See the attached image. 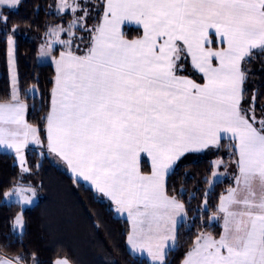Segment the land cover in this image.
Wrapping results in <instances>:
<instances>
[{
  "label": "snow or ice",
  "instance_id": "6c2138e0",
  "mask_svg": "<svg viewBox=\"0 0 264 264\" xmlns=\"http://www.w3.org/2000/svg\"><path fill=\"white\" fill-rule=\"evenodd\" d=\"M19 2L0 0V9ZM98 7L99 19L88 27V0L83 6L59 0L57 14L71 20L46 32L40 56L59 52L43 117L47 151L66 163L75 183L89 182L117 213L127 214L133 250L165 264L166 241L175 240L184 210L167 192L169 169L185 153L230 138L234 184L211 217L222 231L198 233L182 264H264V109L257 117L255 95L244 106L242 67L253 50L264 54V0H101ZM6 20L0 11V21ZM131 24L140 33L134 39L123 31ZM26 111L18 90L0 103V146L15 151L23 172L29 171L24 149L45 145ZM35 195L21 184L8 197L23 211ZM17 226L22 234L21 215L14 232ZM0 264L26 262L21 255L0 257ZM32 264L39 261L33 257Z\"/></svg>",
  "mask_w": 264,
  "mask_h": 264
},
{
  "label": "trees",
  "instance_id": "16d2710c",
  "mask_svg": "<svg viewBox=\"0 0 264 264\" xmlns=\"http://www.w3.org/2000/svg\"><path fill=\"white\" fill-rule=\"evenodd\" d=\"M78 2L83 6L86 0ZM100 2L88 0V27L99 19ZM58 3L59 0H20L17 6L0 9L7 17L6 23L0 21V103L9 102L12 95L8 57V37L12 36L18 94L27 106L26 121L39 128L42 141H45L43 117L49 109L54 68L51 61L38 62L37 49L38 45H46V32L51 26H66L71 20L67 13L57 14ZM123 31L129 39L140 34L133 27H125ZM58 54L54 52L52 57ZM242 67L246 70L244 106L255 95V114L259 116L264 109V54L253 50L250 60ZM31 87L36 88L34 95L29 94ZM214 159L222 162L219 172L229 171L231 176L224 174L211 184ZM235 159L232 141L223 139L213 151L186 154L168 174L167 192L184 205L185 219L177 227L175 243L165 255V264H181L198 233L211 232L218 236L221 232L218 224L209 222V216L215 213L221 194L234 184ZM26 166L29 171L23 174L14 154L0 151V257L11 259L23 255L26 264H32L33 257L39 264H53L59 258H67L70 264H151L129 252L128 221L118 217L111 203L101 195L81 182L75 183L47 151L27 149ZM141 169L149 171L145 160ZM27 180L34 183L38 199L22 211L16 202L7 201V196L18 185L28 184ZM206 192L209 193L207 211ZM19 212L24 225L22 234L13 231Z\"/></svg>",
  "mask_w": 264,
  "mask_h": 264
},
{
  "label": "crops",
  "instance_id": "0c3cea01",
  "mask_svg": "<svg viewBox=\"0 0 264 264\" xmlns=\"http://www.w3.org/2000/svg\"><path fill=\"white\" fill-rule=\"evenodd\" d=\"M125 27H133V28H137V26L134 25V24L127 25V26H125ZM125 27H124V28H125ZM123 30H124V29H123ZM128 39H129V38H128ZM133 39H134V38H133ZM58 56H59V54H58ZM58 56H56L55 58H58ZM50 61L52 62V65H53V68H54L53 82H52V86H51V90H52L53 85H54V80H55V64H54L53 60H50ZM50 93H51V91H50ZM49 102H50V100H49ZM25 118H26V115H25ZM45 137H46V131H45ZM224 139H226V140H230V138H228V137H225ZM28 147H29V146H28ZM39 147H40V145H39L38 148H37V149H38V152H39V151H41V152H42V151H47V148H46V140H45V147H43V148H39ZM211 148L213 149V147H209V148H206V149H203V150H200V151L187 152V153H185L184 155H182V156L180 157V159H181L183 156H185L186 154H188V153L210 152V151H211ZM214 148H216V147H214ZM27 149H29V148H27ZM27 149L25 148V151H26ZM33 149H34V148H33ZM47 153L49 154L50 157H52L54 163H56V164H58L59 166H61L62 169H64L66 172H68V174H69L72 178H74V175L71 173V170L67 168V165H66V163H65L64 161H62V160H60L58 157H56L55 154H51V153H49L48 151H47ZM180 159H179V160H180ZM144 160L147 162V164H148V168H149V171H150V169H151V161H150V159H148V158L145 157ZM179 160H178V161H179ZM178 161H176V163L173 165V167L169 169L168 174H170V172L174 169V167L176 166V164H177ZM142 162H143V161H142ZM142 162H141V165H142ZM149 171H148V172H149ZM146 173H147V172H146ZM167 176H168V175H167ZM167 176H166V177H167ZM81 183H83L84 185H86L87 187L90 188V184H89V182H85V181L81 180ZM232 186H233V185H232ZM91 189H92L95 193L101 195L104 199H106L107 201L110 202V200H109L107 197H104L102 194L96 192L94 188H91ZM226 193H227V191H226L224 194H226ZM7 197H8V196H7ZM218 202H219V201H218ZM110 203H111V202H110ZM32 205H33V204H32ZM111 205H112V208H113L115 214H116L118 217L124 218V219H126V220L128 221V223H129V231H130L131 223H130V221L128 220L127 214H126V213H117L116 210H115V206H114L112 203H111ZM212 215H214V214H212ZM212 215L209 216V222H210V223H216V224H218V225L221 227V222H220V221H213V220H211ZM184 219H185V213H184V210H183V212H182L180 215H178L177 218H176V226H175V230H174V236L176 235L177 227L179 226V224H180ZM221 231H222V227H221ZM128 234H129V232H128ZM127 236H128V235H127ZM174 243H175V240H168V241H166V247L164 248V254H165V255H166L167 251H168L171 247H173ZM126 244H127V248H128V250H129V252H130L131 254H133V255H135V256L144 257V258L147 259L151 264H154L152 257L148 255L147 251L133 250V249L131 248V246L127 243V239H126ZM59 259H60V258H59ZM57 260H58V259H57ZM55 261H56V260H55ZM55 261H54L53 264H55ZM181 264H182V263H181Z\"/></svg>",
  "mask_w": 264,
  "mask_h": 264
},
{
  "label": "rangeland",
  "instance_id": "374dc122",
  "mask_svg": "<svg viewBox=\"0 0 264 264\" xmlns=\"http://www.w3.org/2000/svg\"><path fill=\"white\" fill-rule=\"evenodd\" d=\"M9 39H11L12 40V45H11V54H10V46H9V43H8V57H9V72H10V76H11V86H12V94L14 93V92H16L17 91V82H16V76H15V69H14V57H13V37L12 36H9L8 37V41H9ZM42 46H45L44 44L42 45H38V49H37V51H38V62H40V63H45V62H49L50 60H53V57L51 56V57H41L40 56V49H41V47ZM36 93V88L34 87H31L30 88V90H29V94H35ZM26 115V114H25ZM261 115V114H260ZM260 115L259 116H257V117H260ZM26 119V118H25ZM40 144H32V143H29V147L27 146L26 147V149L27 148H31V149H35V150H38L37 148H38V146H39ZM44 147H45V145H44ZM39 148H41V145H40V147ZM213 149H214V147H213ZM213 149L211 148V151H213ZM0 151H5V152H10V153H13L14 154V156H15V162H16V164L18 165V167H19V169L21 170V172L24 174L25 172H23L22 171V168H21V165H20V161H19V159H18V157L16 156V153H15V151L14 150H12V149H7V148H5V147H3V146H0ZM23 155H24V157H25V161H26V151H25V149H24V152H23ZM40 156H42V154L40 153L39 154ZM218 161V159L216 160V159H214L213 160V164H214V171H213V173H216V175L215 176H213V174H212V176H211V178H210V182H211V184H213V181H215V182H217L221 177H223L224 176V174H226V175H230V173H228L227 171V173H224V174H221L220 172H219V167H217L216 166V162ZM220 161V160H219ZM222 163H220V165H221ZM219 165V166H220ZM229 168H231V167H229ZM231 176V175H230ZM233 178H234V176H233ZM27 183L29 184H26L25 186H30V187H32V188H34L35 189V192H36V195H35V198L33 199V201H32V203L30 204V205H28V206H26V207H24L23 208V210L24 209H26V208H29V207H31L32 206V204H34L36 201H37V199H38V196H37V190H36V188L35 187H33L34 186V183L32 182V181H30V180H27ZM33 184V185H32ZM16 188V187H15ZM15 188H13V191H14V189ZM13 191H11V192H9V193H12ZM8 193V194H9ZM7 201H9V202H16L15 201V198L13 197V198H9V197H7ZM205 205V204H204ZM18 215H21L22 216V214L19 212L18 213ZM17 215V216H18ZM16 216V217H17ZM22 220H23V218H22ZM23 228H24V225H23ZM22 232H23V229H22ZM16 233H19V234H21V231H20V228H19V226H17V228H16ZM60 259H62V258H60ZM57 260V259H56Z\"/></svg>",
  "mask_w": 264,
  "mask_h": 264
}]
</instances>
